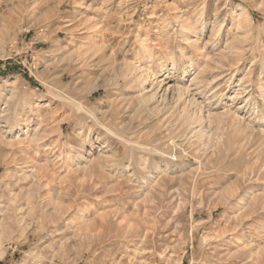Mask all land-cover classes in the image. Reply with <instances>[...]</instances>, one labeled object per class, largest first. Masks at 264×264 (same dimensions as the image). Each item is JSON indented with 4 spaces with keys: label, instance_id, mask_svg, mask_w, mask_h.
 <instances>
[{
    "label": "rangeland",
    "instance_id": "1",
    "mask_svg": "<svg viewBox=\"0 0 264 264\" xmlns=\"http://www.w3.org/2000/svg\"><path fill=\"white\" fill-rule=\"evenodd\" d=\"M0 264H264V0H0Z\"/></svg>",
    "mask_w": 264,
    "mask_h": 264
},
{
    "label": "bare ground",
    "instance_id": "2",
    "mask_svg": "<svg viewBox=\"0 0 264 264\" xmlns=\"http://www.w3.org/2000/svg\"><path fill=\"white\" fill-rule=\"evenodd\" d=\"M242 9H243V8H242ZM100 53H101V52H100ZM123 65H124V64H123ZM123 67H124L123 69H125V67H127V65H126V66H123ZM120 69H121V71H122V68H120ZM124 72H125V70H124ZM117 74H118V73H117ZM141 77H142V76H141ZM116 78H117V77H116ZM141 79H142V78H141ZM95 87H96V86H95ZM95 87H94V88H95ZM97 88H98V87H97ZM167 90H169L168 87H167ZM194 97H195V96H194ZM190 98H191V97H190ZM74 104H75V103H74ZM77 107H78V106H77ZM79 107H80V109H81V108H83L84 110L87 109L84 105H82V103L79 104ZM79 107H78L77 109H79ZM81 110H82V109H81ZM78 111H79V110H78ZM88 112H89V111H88ZM90 112H91V111H90ZM94 114H95V113H94ZM92 116H93V115H92ZM95 116H96V115H95ZM197 116H198V115H197ZM197 116H196V117H197ZM195 119H196V118H195ZM199 119H200V118H199ZM95 121H96V120H95ZM198 121H199V120H198ZM204 131H205V130H204ZM204 131H203L202 128H200V129L198 130V132L200 133V137L202 136V133H201V132H204ZM203 135L206 136V134H203ZM205 136H204V137H205ZM201 139H203V138H201ZM200 141H201V140H200ZM1 225H2V224H1ZM1 228H2V227H1Z\"/></svg>",
    "mask_w": 264,
    "mask_h": 264
}]
</instances>
